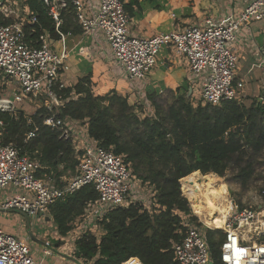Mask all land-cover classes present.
Returning <instances> with one entry per match:
<instances>
[{"label":"trees","instance_id":"1","mask_svg":"<svg viewBox=\"0 0 264 264\" xmlns=\"http://www.w3.org/2000/svg\"><path fill=\"white\" fill-rule=\"evenodd\" d=\"M65 1L59 30L66 35L81 34L74 0ZM27 5L37 23L25 27L26 43L39 47L44 32L58 40L56 21L49 16L44 0H27ZM13 22L0 13L1 25ZM55 92L62 106L52 111L38 108L30 118L23 113L18 118L0 114L5 122L0 129L1 144L22 147L23 154L39 161V178L64 188L76 176L82 152L76 150L72 134L66 138L63 129L44 122L54 115L64 122H86L93 140L123 155L136 179L153 188L149 208L138 202L109 210L96 221L102 231L100 237L87 232L76 240L77 257L93 264H125L134 258L142 264H179L174 247L185 236L184 222H197L191 212L195 205L190 192L195 175L224 177L235 162V180L245 187L255 177L257 159L264 153V104L257 98L250 104L232 100L195 106L187 93L148 94L153 113L146 114L143 106L131 105L115 90L95 94L91 75L72 87L57 86ZM36 128L35 137L26 142L28 133ZM98 198L95 187L85 185L53 205L51 222L60 236L72 232L74 222L84 217ZM209 211L207 208L198 216L205 225L209 224ZM204 228L215 264H220L225 234L211 226Z\"/></svg>","mask_w":264,"mask_h":264},{"label":"built area","instance_id":"2","mask_svg":"<svg viewBox=\"0 0 264 264\" xmlns=\"http://www.w3.org/2000/svg\"><path fill=\"white\" fill-rule=\"evenodd\" d=\"M92 1H73L83 32L93 36L100 31L104 34L115 61L130 80H146L157 66L161 51L172 47L188 61L193 77L201 79V87L197 90L200 100L190 96L195 106L244 101L247 84L237 79L239 58L234 45L239 43L244 29L250 31L252 23L264 21V0H244L246 7L239 16L232 13L219 24L209 20L204 26L151 38L131 35L132 18L126 9L128 0H99L97 6ZM44 3L49 16L56 21L59 39L54 40L44 32L40 36L41 45L32 47L26 43L25 27L36 24L37 18L31 14L27 0H0V13L14 19L12 24H0V114L18 118L23 113L25 118H30L31 115H26V106L46 107L50 111L62 106L55 89L64 87L61 77L70 69L68 35L59 30L60 12L67 2L44 0ZM22 4L29 10L23 17L20 16ZM258 58L253 67L264 73V41L258 47ZM257 99L264 104V87ZM44 124L63 129L66 138L71 134L66 122L55 115ZM4 125L0 119V129ZM37 130L28 133L26 142L35 137ZM73 142L76 150L82 152L77 174L64 188H58L37 176L41 168L37 159L23 154V148L15 144L3 146L0 140V211H19L28 218L40 217L49 222L51 207L85 185L94 186L98 192L97 202L87 210L97 219L109 210L132 203L141 202L150 207V198L147 200L145 196L148 191L147 194L143 191L144 186L133 175L123 155L102 147L89 135L81 141L73 136ZM260 200L264 205V190ZM231 204L233 212L222 229L225 238L220 264H264V209L240 208L233 200ZM199 221L184 222L185 236L174 247L179 264H215L204 228L208 227ZM28 241L0 227V264H48L45 258L35 257ZM45 246L51 247L49 240L45 241ZM44 254L50 256L52 251L46 248ZM135 260L142 264L138 258L125 264Z\"/></svg>","mask_w":264,"mask_h":264},{"label":"crops","instance_id":"3","mask_svg":"<svg viewBox=\"0 0 264 264\" xmlns=\"http://www.w3.org/2000/svg\"><path fill=\"white\" fill-rule=\"evenodd\" d=\"M92 3L97 6L99 0H93ZM21 7L23 12L29 13L24 4ZM245 7L244 0H128L126 5L132 18L131 35L142 38H151L157 34L172 31H183L194 26H204L209 20L219 24L232 13L239 16ZM255 24L257 25V22L252 23L250 31L243 30L242 38L238 43L240 50L243 51L242 54L244 53L243 58L247 67H244L240 74L245 70L247 71L243 76L254 74L248 80V91H244L247 98L253 99L258 98L264 87V73L253 67L259 59L258 47L263 43L261 39L257 38L261 28L257 26L258 28L255 27L253 31ZM67 49L69 52L67 62L70 69L61 77L64 87H72L80 78L91 75L95 94L105 95L115 90L120 95L127 97L131 105L138 104L148 107L152 111L153 107L147 98L148 94L166 95L169 91H179L180 94L187 93L189 95L192 93L191 96L194 97L201 87V79L193 77L188 61L176 54L172 47L164 48L161 51L153 73L143 81L129 79L126 72L115 61L101 31L97 32L95 36L84 32L77 35L68 34ZM237 79H241V77L237 76ZM80 123L83 124V130L87 129L86 122L66 121L72 136H84L79 130V128L81 129ZM201 178L199 175H195L194 183L202 182ZM144 188L147 189L148 195L153 191V188L148 186H144ZM200 189V186L194 187L193 185L190 187V192L193 194L194 204L204 207L207 203L204 202L206 205L202 204L204 198L202 199L198 194ZM199 193L202 194L203 191ZM200 199L202 200L200 201ZM0 227L8 233L15 234L13 228L1 218Z\"/></svg>","mask_w":264,"mask_h":264},{"label":"rangeland","instance_id":"4","mask_svg":"<svg viewBox=\"0 0 264 264\" xmlns=\"http://www.w3.org/2000/svg\"><path fill=\"white\" fill-rule=\"evenodd\" d=\"M21 6V5H20ZM22 9V8H21ZM24 12L21 10L20 16L23 17ZM261 28L260 33H258L257 38L261 41H264V21L257 22V25L255 24L253 27V31L255 30V27ZM257 27V28H258ZM257 31V29H256ZM252 35V34H251ZM234 47L237 49L236 54L238 55L239 61H238V69L236 71V75L240 76L241 79L246 82L248 85V80H250L254 74H246L243 76L245 70L242 74H240L244 67H246L245 61H244V53L241 51L240 46L238 43L234 45ZM249 86L245 88V92L248 91ZM198 94L194 95V99L200 100L198 97ZM245 103L250 104L253 100V98H245L243 99ZM138 105V104H136ZM38 108L35 106L27 107L26 106V115H32L35 113V111ZM144 113H153L152 109L148 107L143 106ZM83 124L80 123L79 128L80 132L84 135H80L75 137V140L81 141L84 138H87L88 132L87 129H82ZM87 135V136H86ZM82 137V138H81ZM84 137V138H83ZM260 159H257V166H256V173L255 177L250 181L248 186L242 187L240 184H238L235 180V173H234V163L229 171H227L226 175L224 177H211L209 175L202 177V182H195V179L193 180L192 186L194 187L200 186L201 189L198 190L199 196L203 199L204 195L208 192V190L213 189L217 187L220 184H223L225 186V190L227 192V196L229 197L230 201L233 200L234 205L239 206L240 208H244L247 206H252L255 210L263 211L264 205H261V195L264 190V153L260 156ZM147 194V189L143 190ZM203 191L202 194L199 192ZM183 195L188 199L189 204L190 200L189 197L186 195L184 188L182 187ZM204 194V195H203ZM147 200L149 198L153 197V191L149 195H145ZM200 199V201L202 200ZM212 199H206L202 201V204L208 205L209 210H213V205L211 204ZM206 202V203H204ZM199 204V202H197ZM206 205V206H207ZM89 210L84 217L77 219L73 224V230L70 232L66 237L60 236V234L57 232V229L55 227V224L53 222H46L43 219L38 218H28L25 214L19 212V211H10V212H2L0 211V218L3 220L7 225H9L13 230L15 231V234L17 237H19L22 240H27L28 244L32 250V253L37 257L38 259L45 258V261L48 264H93L91 261H85L83 259H79L76 255V249H75V242L77 239L82 237L85 233L90 232L97 237H100L102 235V231L97 225L96 221L97 218L94 217L95 215H92V212ZM192 216H195L197 218V222H200L199 217L194 215L192 209ZM29 221V224H28ZM215 229V228H214ZM213 229V230H214ZM222 230V229H219ZM223 231V230H222ZM32 232L33 236L39 240L40 242H37L33 238H30L29 233ZM49 240L51 243V247L45 246V241ZM59 242H62L63 244L59 247H57V244ZM46 248H49L52 251V254L50 256H47L44 254V250Z\"/></svg>","mask_w":264,"mask_h":264},{"label":"bare ground","instance_id":"5","mask_svg":"<svg viewBox=\"0 0 264 264\" xmlns=\"http://www.w3.org/2000/svg\"><path fill=\"white\" fill-rule=\"evenodd\" d=\"M209 198L212 199L211 204L214 209L209 211L207 214L209 217V224H206V226H211L215 229H223L225 228L228 217L233 212V207L229 197L227 196L225 186L220 184L217 187L208 190L207 195H204V199ZM207 207L208 205L204 207L195 205L193 209L194 215L201 217L202 214L206 212Z\"/></svg>","mask_w":264,"mask_h":264},{"label":"water","instance_id":"6","mask_svg":"<svg viewBox=\"0 0 264 264\" xmlns=\"http://www.w3.org/2000/svg\"><path fill=\"white\" fill-rule=\"evenodd\" d=\"M190 96H191V93L188 95V97H190ZM50 220H52V219H51V218H48V221H50ZM29 236H30V238H33V239L36 240L37 242H40L39 240H37V239L33 236L32 232L29 233Z\"/></svg>","mask_w":264,"mask_h":264}]
</instances>
